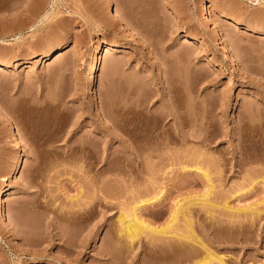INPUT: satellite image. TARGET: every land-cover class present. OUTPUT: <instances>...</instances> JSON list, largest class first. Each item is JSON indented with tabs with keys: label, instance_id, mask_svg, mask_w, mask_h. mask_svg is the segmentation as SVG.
Listing matches in <instances>:
<instances>
[{
	"label": "rangeland",
	"instance_id": "374dc122",
	"mask_svg": "<svg viewBox=\"0 0 264 264\" xmlns=\"http://www.w3.org/2000/svg\"><path fill=\"white\" fill-rule=\"evenodd\" d=\"M0 23V264H264V0H0ZM161 189L140 216L163 234L129 241Z\"/></svg>",
	"mask_w": 264,
	"mask_h": 264
},
{
	"label": "bare ground",
	"instance_id": "6f19581e",
	"mask_svg": "<svg viewBox=\"0 0 264 264\" xmlns=\"http://www.w3.org/2000/svg\"><path fill=\"white\" fill-rule=\"evenodd\" d=\"M107 1V0H106ZM52 8H53V6H52ZM109 9H111V16H112V18L113 19H115L117 22L119 21V22H124L125 23V21L123 20L122 21V19L123 18H121L122 16H121V14H120V12H118V11H116V9L114 8H112V5H111V3H109L108 2V10ZM49 11V10H48ZM204 12H205V14H207V19L209 20V21H212L213 20V17H212V14L210 13V11H209V9L207 8V6H205V8H204ZM51 14V12H47L46 13V16L48 17L49 15ZM21 20V19H20ZM4 21V20H3ZM114 21V20H113ZM18 22V21H17ZM116 22V23H117ZM12 23V22H11ZM19 23V22H18ZM122 23L121 24V26H123V27H125L126 25L125 24H127V23ZM238 23V22H237ZM7 24V23H6ZM14 24H15V22H14ZM17 24V23H16ZM9 25V24H8ZM21 26V25H20ZM22 26H24V24L22 25ZM129 25H127L126 27H125V29L127 28L128 30V35H130V37H134V36H137V35H135V33H137L135 30L134 31H132L133 30V28L131 27V25H130V27L132 28V30H131V28L130 27H128ZM7 28L8 27H6L4 24H1L0 23V32H3V31H6L7 30ZM16 28V27H15ZM21 29V28H20ZM121 29H123L124 30V28H121ZM13 30V29H12ZM18 30V29H17ZM214 32V37H216V40L218 41V42H220V44H221V49H222V53L225 55L224 57H226V60H227V62L228 63H230L231 65H232V67L233 68H237V64L238 63H236V56L234 55V54H232L231 53V51H230V47H229V42H228V40L226 39V38H224V37H222L221 35H220V33L218 32L219 30H217V29H215V28H213L212 29ZM126 31V32H127ZM10 32V31H9ZM135 32V33H134ZM6 34V33H5ZM138 37V36H137ZM0 44H2V45H4L7 49H9V47H10V44H8V41L6 42V41H3V43H0ZM3 47V46H2ZM113 47H114V45H112V44H106V46H101V47H98L96 50H94V53H93V56H94V60H95V62H94V65H92V69H90L91 70V72H90V74H91V77H90V79H89V82H88V88L90 89V91L91 92H93V90H94V83H95V78H94V73L96 74V71H99L100 70V68H101V62L99 61L100 60V57H101V55L103 54V53H107V52H109L110 50H112L113 49ZM61 49V48H60ZM62 49L61 50H59L58 49V51H56V53H60L58 56H61V55H63L62 54ZM3 53V52H2ZM234 53V52H233ZM11 54V53H10ZM53 54V53H52ZM55 54V53H54ZM48 55H50V54H46V56H48ZM0 57H6L7 58V55H6V53L5 54H0ZM1 58V59H2ZM3 60V59H2ZM3 62V61H2ZM3 67H9V65H7V64H1L0 63V70L2 71L3 70ZM176 87V86H175ZM174 89V88H173ZM172 92V91H171ZM173 93V92H172ZM168 94V93H167ZM170 96V95H169ZM169 98V97H168ZM167 101V100H166ZM0 110H1V108H0ZM97 111H99V108H98V106H97ZM154 111V110H153ZM160 111V110H159ZM167 112V111H166ZM178 112H180V111H178ZM157 114H160V113H157V112H155V113H152L151 112V150H153V147H154V143H156V141H157V145L158 144H165V136H164V134H165V130L164 131H162V130H160V132L162 131V133H160L161 135H159V133H158V135L157 136H154V135H156L155 133H154V135H152V126L153 125H155L154 123H155V120H157V116H159V115H157ZM165 115V114H164ZM167 115V117H168V114H166ZM165 115V116H166ZM179 115H180V113H179ZM182 115V114H181ZM160 116H162L163 117V119H165L166 117L165 116H163L162 114L160 115ZM182 117V116H181ZM180 118V116L178 117V119ZM162 119V118H161ZM182 118H180V120H181ZM183 121V120H182ZM159 122H161V121H159ZM158 122V123H159ZM157 123V122H156ZM157 123V124H158ZM183 124V123H182ZM162 125V124H161ZM164 126H161V127H163V128H165V124H163ZM159 127V126H158ZM155 130V129H154ZM155 131H157V129L155 130ZM167 131V130H166ZM168 132V131H167ZM166 132V133H167ZM16 133H17V136L18 137H20L19 135H20V133H19V131H18V129H16ZM245 134H246V132H245ZM167 135V134H166ZM170 136V135H169ZM193 135H191V133L190 134H187L186 132H183V129H181V128H178L177 130H176V133H174L173 134V138H174V141H176V142H186L187 143V141H190L189 140V138L190 137H192ZM172 137V136H171ZM21 140V139H20ZM156 140V141H155ZM192 141V140H191ZM190 141V142H191ZM159 145V146H160ZM158 146V147H159ZM164 148V147H163ZM160 149V148H159ZM152 153V152H151ZM155 157H156V155H154ZM153 156H151V158H152ZM154 157V158H155ZM116 168V167H115ZM115 170V169H114ZM111 171H113V170H111ZM200 171V170H199ZM109 172V171H108ZM204 176H205V179H210L209 177H208V175L205 173L204 174ZM96 181V180H95ZM209 181V180H208ZM100 182V181H99ZM116 182V181H115ZM96 183H98V182H96ZM208 183V182H207ZM213 184V183H212ZM92 185H94V184H92ZM96 185V184H95ZM209 188V187H208ZM97 189V188H96ZM212 189H213V187L210 185V188H209V195H210V193H211V191H212ZM7 190H8V188L6 187V188H4L2 191H0V211H1V213H3V197H4V195L6 194V192H7ZM98 191V190H97ZM132 193V192H131ZM138 193V192H137ZM156 193V192H155ZM154 194V193H153ZM208 194H207V196H208ZM81 195V194H80ZM83 195V194H82ZM137 195V194H136ZM206 195V194H205ZM134 196V195H133ZM141 196V195H140ZM145 196V195H144ZM97 197V196H96ZM130 197V196H129ZM135 197V196H134ZM162 197H164V191H163V189H161L160 190V192H158L157 194H155L154 196H152L150 199H146V200H142V201H140V202H138V203H135L136 205L135 206H133V208L131 209V211H130V213H129V218H128V220L127 219H125L124 217L122 218V214L120 215V220H121V224H122V231H123V234H125L124 235V237L126 236V239L128 238V239H130L129 241H132V240H134L135 238H137L140 234H142V232L144 233V232H151V233H158L159 234V237H161L160 236V234H163V230L162 229H158V228H156V227H153V226H151V225H149L148 223H145L143 220H142V218H141V216H140V212L142 211V210H144V208H146V207H148V209H149V206H153V205H155V204H157V203H159L160 201H161V199H162ZM139 198V197H138ZM201 198V197H200ZM79 199V198H78ZM80 200V199H79ZM140 200V199H139ZM133 201V200H132ZM135 202V201H134ZM212 202V201H211ZM194 203V202H193ZM217 205V204H216ZM101 207V206H100ZM156 207V206H155ZM182 207V206H181ZM186 207V206H185ZM188 207V206H187ZM218 207V206H217ZM221 207H223V206H221ZM183 208V207H182ZM96 209V208H95ZM180 209V207H178V208H176L175 210H174V212H173V214H172V216L169 218L170 220H169V222H168V227L167 228H169L170 226H172V224H173V222H175V220L177 219V214H178V210ZM184 209V208H183ZM187 209V208H186ZM225 209L226 210H231V212H233V209L232 208H229V207H226L225 206ZM94 210V209H93ZM181 211H182V209H180ZM92 212V211H91ZM123 212V211H122ZM180 212V211H179ZM184 212V211H183ZM235 212V211H234ZM78 213V212H77ZM125 213V212H124ZM128 213V212H127ZM76 215V214H75ZM3 219H2V221H3V223H4V225L5 226H8L7 224H6V217H5V214H3ZM77 217V216H76ZM75 217V218H76ZM64 218V217H63ZM119 218V217H118ZM188 220V219H187ZM190 221V220H189ZM67 222V221H66ZM190 223V222H189ZM191 225V224H190ZM10 226V225H9ZM121 227V226H120ZM190 229H191V226H190ZM165 230H166V233H167V229H164V232H165ZM194 232V231H193ZM166 233H164V234H166ZM158 234H156V235H158ZM195 235V234H194ZM164 236V235H163ZM180 236V235H179ZM182 238V237H181ZM181 240V239H180ZM188 240L191 242V241H193V240H195V238L194 237H192V236H190L189 238H188ZM186 241H187V239H186ZM195 242V241H194ZM183 243V242H182ZM196 243H197V245H198V243H199V241H196ZM196 243L194 244V245H196ZM200 244V243H199ZM191 245L193 246V244L191 243ZM190 245V246H191ZM196 245V246H197ZM185 246V245H184ZM191 246V247H192ZM196 246L194 247V248H196ZM203 246V245H202ZM187 247V246H186ZM198 247H200V246H198ZM197 247V248H198ZM175 248V247H174ZM194 248H192V249H194ZM188 249V250H187ZM186 250H187V254L188 253H190L189 255H187L188 257H186L187 258V261H189V262H194L193 264H197L198 262L196 261L195 262V258L196 257H198V254L197 253H199V252H197L198 251V249H197V251H196V249H194L195 251L194 252H189V251H191L190 249L191 248H187ZM209 249V248H208ZM185 249H184V252L186 251ZM206 250V253H207V255H206V257L204 258V259H206L207 257L208 258H210L211 260H212V258H216L215 256L214 257H212L213 256V253H212V251L210 252V251H208L207 249H205ZM173 251V250H172ZM182 251V250H181ZM199 251H202V250H199ZM174 253V252H173ZM203 253V252H202ZM201 253V254H202ZM205 253V254H206ZM175 255V254H174ZM200 255V254H199ZM204 255V254H203ZM205 256V255H204ZM180 257V256H179ZM207 258V259H208ZM218 258V257H217ZM222 257L220 256L219 257V264H224L223 263V258L221 259ZM197 259V258H196ZM210 259H208V260H210ZM225 259V258H224ZM215 260H217V259H215ZM171 261V260H170ZM184 262V261H183ZM204 262V261H203ZM170 263V262H169ZM202 263V262H201ZM210 262H208L207 261V263H204V264H209ZM174 264V263H173ZM198 264H200V262L198 263Z\"/></svg>",
	"mask_w": 264,
	"mask_h": 264
}]
</instances>
